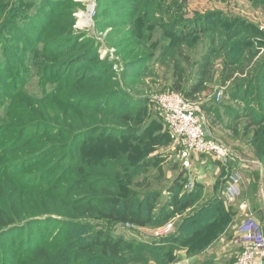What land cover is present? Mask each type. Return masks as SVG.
I'll list each match as a JSON object with an SVG mask.
<instances>
[{"label": "trees", "instance_id": "trees-1", "mask_svg": "<svg viewBox=\"0 0 264 264\" xmlns=\"http://www.w3.org/2000/svg\"><path fill=\"white\" fill-rule=\"evenodd\" d=\"M165 1L96 0V23L122 31L120 53L136 47L132 40L140 48L115 73L98 55L100 44L58 28L64 13L74 24L72 0H0V264H171L175 251L198 253L225 229L215 205L201 206L196 220L187 213L151 241L114 237L108 228H156L200 198L198 186L184 191L176 179L161 201L162 190L147 179L164 159L151 154L160 142L145 131L147 98L132 91L155 61L169 66L167 88L192 102L210 90L218 62L226 101H201L200 112L209 126L239 135L264 168L263 31L219 10L165 21ZM247 1L264 8V0ZM153 29L163 40L156 57ZM29 53L38 80L50 85L41 96L25 89Z\"/></svg>", "mask_w": 264, "mask_h": 264}, {"label": "rangeland", "instance_id": "rangeland-1", "mask_svg": "<svg viewBox=\"0 0 264 264\" xmlns=\"http://www.w3.org/2000/svg\"><path fill=\"white\" fill-rule=\"evenodd\" d=\"M74 4H69L71 11L73 10L72 17H74V24L70 26V17H68V13H64L63 15H60L59 19V27H62L64 32L72 33L75 36H81L84 35L86 37H89L93 39L95 42L100 44L99 49L97 50L98 55L100 57H107L112 64H114L112 71L117 73L120 66H123V64L127 61L134 60L135 54L137 55L136 50H140L138 43L135 40V46L132 51L129 53L123 54L120 53L119 49H121L120 43L117 41L118 36L122 33V31H118L115 29H104L101 28L96 22V19H94L95 9H96V0H72ZM165 6L168 9V13L163 16V19L167 21L171 15H182L184 17H191L193 13L199 12V13H205L207 11L212 10H219L223 11L224 13H227L229 15L233 16H241L246 21L251 22L253 24H256L259 27V30L263 31L264 33V8L262 5H253L247 0H166ZM173 6L172 8H170ZM151 35V43L156 46L155 51L153 52L154 57H156L160 51L161 45L163 43V40L161 39L160 31L157 29H153L150 32ZM53 35L52 37H54ZM115 38H113V37ZM130 41V42H132ZM116 42V45H115ZM130 44V43H129ZM31 46L35 48L40 47V42H31ZM150 46V45H149ZM199 47V46H198ZM152 49V46H150ZM153 51V49H152ZM29 58L27 59V64L30 67L31 76L30 79L25 86V89L29 91L30 93L35 94L36 96H41L45 91L50 89L49 83L41 84L38 80V74L36 72V69L32 63L31 54L29 53ZM193 61L197 59V54L191 53ZM217 63L214 65V67L211 69V74L213 76V82L210 84V90L209 93L211 101H216L218 103L224 102L225 98H223V89L225 86H222L219 84L218 81V73L220 72V69H218ZM185 64V63H184ZM188 66V64H185ZM169 66L165 65L163 62H157L155 61L154 64L151 66H148V69L145 73L151 72V75H141L139 81L133 83L134 89L133 94L136 96H143L147 98L146 103V109L144 112H146V132L148 134V140H151L153 142H160L157 145L153 146V150L151 151V154L154 156H157L158 158L162 156L163 159L166 157H169L170 154L176 150L177 141L178 139L169 131L167 130L166 124L163 122L160 110L156 103L154 102V99L156 96L160 93L171 91L167 87H170V69ZM191 71V68L187 69V72ZM119 73V72H118ZM114 75V74H113ZM144 80L145 83H141ZM189 77L186 75V81H189ZM134 81V79H132ZM43 86H41L40 84ZM228 83L226 84V86ZM221 92L220 98L217 100L214 93ZM213 95V96H212ZM204 95L202 94V97L199 98L197 103L199 104L202 101V98L204 100ZM226 101V100H225ZM200 109V107H199ZM204 121L206 122V117L204 114ZM228 121V120H227ZM224 122V121H223ZM226 123V122H225ZM207 124V122H206ZM220 126V131L223 132L224 138H229L225 140L226 142H235L240 143V141H244L241 139V137L233 136L230 133V130L225 128L223 124L221 123H215L214 126ZM168 134H167V132ZM229 131V132H228ZM167 134V136H166ZM166 136V139L162 138ZM161 140V141H160ZM213 140V139H212ZM217 143L221 144L222 146L226 147L228 149L229 145H226L221 142V140H214ZM224 141V140H223ZM173 155V154H172ZM231 156H228L226 158L225 163L221 162L223 169L228 167L229 173L232 169L229 167V162L231 161L232 164L234 163L231 159ZM171 160V159H169ZM169 160L167 162H169ZM234 165V164H233ZM232 167L237 169L235 165ZM163 164L161 163L157 164L153 169L149 170L147 173V179L149 182H152V186L155 187V189H163L165 184L164 180L157 181L156 177L158 173L161 171L163 177H165V173L167 170L171 169V163H168V166H166L164 169H162ZM161 169V170H160ZM226 170V169H225ZM224 174H228V170L224 172ZM142 177L139 176L138 179L140 180ZM54 217L60 218L58 215H52ZM188 216V215H186ZM96 224L101 225L103 228H105L102 223L97 222ZM192 223H188L189 228L193 227L191 226ZM194 225V224H193ZM108 228L111 229V233L114 237H121L125 240L130 241H151L152 239H156V237H153L152 230L155 227H138L129 223H114L109 224ZM239 251V250H238ZM177 257V254L175 255ZM147 264L146 262H144ZM154 264V263H149Z\"/></svg>", "mask_w": 264, "mask_h": 264}, {"label": "crops", "instance_id": "crops-1", "mask_svg": "<svg viewBox=\"0 0 264 264\" xmlns=\"http://www.w3.org/2000/svg\"><path fill=\"white\" fill-rule=\"evenodd\" d=\"M203 95L204 100L202 98V101L204 102L209 100L211 94L206 91ZM228 118V115L222 117L224 122H227ZM205 126L213 140H221L222 143L229 145L230 159L241 175L238 192L233 195L225 193V186L228 185V182L226 180L227 174L224 172L227 171L228 167L225 168L226 170L223 169L221 162L215 157L188 151L179 140L177 141V148L172 152L173 155L170 154L161 162V165L163 164L162 169L171 163V169L167 170L165 177H162L165 186L162 189L161 201L168 198L170 194L167 191L168 187L176 179L180 182L184 181L185 185L188 180H191L193 186L194 184L198 186L201 194L194 207L188 208L181 215H176L173 218L172 232L175 225L177 226L182 221L181 218L187 213L191 216L195 214V220L200 217L202 213L197 214V212L201 206L215 205L220 215L226 217L228 223L225 229L198 253L188 254L184 247L175 251L177 257L175 262L171 264L181 262L231 264L239 250V244L235 241L236 235L241 232L247 221L252 220L260 228H264V168L261 162L254 157L251 147L245 141L235 142V144L226 142L225 140L229 138H224L225 134L220 131L219 125L209 126L205 122ZM168 160L169 162H167ZM233 164L230 161L229 166L231 167L229 168H233ZM233 169L235 170V168ZM185 185L183 190H190ZM197 225L198 222L196 221L195 226ZM191 226H193V222Z\"/></svg>", "mask_w": 264, "mask_h": 264}, {"label": "built area", "instance_id": "built-area-1", "mask_svg": "<svg viewBox=\"0 0 264 264\" xmlns=\"http://www.w3.org/2000/svg\"><path fill=\"white\" fill-rule=\"evenodd\" d=\"M221 92H216V99L220 98ZM160 110L163 122L186 150L199 154H207L225 163L230 156L229 148L222 146L214 140L204 139L201 125L205 123L204 116L200 112L199 104L185 99L175 91L160 93L154 99ZM226 177L228 185L225 193L236 194L241 179L240 173L233 168ZM186 188L192 189L193 182L188 180ZM173 220L152 230L153 237L160 238L168 235L173 230ZM235 241L239 244V251L231 264H264V228H260L252 220L247 221L241 232L237 233ZM175 264H190L175 263Z\"/></svg>", "mask_w": 264, "mask_h": 264}, {"label": "water", "instance_id": "water-1", "mask_svg": "<svg viewBox=\"0 0 264 264\" xmlns=\"http://www.w3.org/2000/svg\"><path fill=\"white\" fill-rule=\"evenodd\" d=\"M201 128H202V133H203L204 139L207 141L212 140L213 138L210 135L208 129L206 128L205 123H202Z\"/></svg>", "mask_w": 264, "mask_h": 264}]
</instances>
